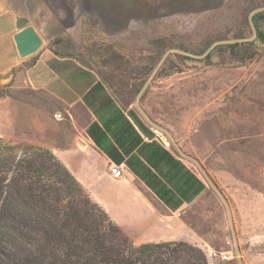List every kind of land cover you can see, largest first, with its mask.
Returning a JSON list of instances; mask_svg holds the SVG:
<instances>
[{
    "label": "rangeland",
    "instance_id": "rangeland-1",
    "mask_svg": "<svg viewBox=\"0 0 264 264\" xmlns=\"http://www.w3.org/2000/svg\"><path fill=\"white\" fill-rule=\"evenodd\" d=\"M92 1L40 7L61 11L32 23L44 38L40 51L75 58L126 104L156 91L150 124L179 144L211 189L184 214L209 237L212 249L200 248L208 263L264 264V40L248 44L258 39L253 17L264 0ZM22 80L16 71L14 85ZM17 91L0 84V97L17 101ZM2 142L35 147L14 135Z\"/></svg>",
    "mask_w": 264,
    "mask_h": 264
},
{
    "label": "crops",
    "instance_id": "crops-1",
    "mask_svg": "<svg viewBox=\"0 0 264 264\" xmlns=\"http://www.w3.org/2000/svg\"><path fill=\"white\" fill-rule=\"evenodd\" d=\"M51 1L57 0H0V84L21 95L17 101L0 97V137L19 136L53 152L136 245L185 242L212 249L209 237L184 215L212 197L207 181L171 137L166 135L170 146L160 136L148 139L129 114L136 111L153 127L156 91L126 104L75 58L48 49L19 58L17 19H58L60 10L40 8ZM16 71L23 74L17 86ZM113 165H122L121 178L111 175Z\"/></svg>",
    "mask_w": 264,
    "mask_h": 264
},
{
    "label": "trees",
    "instance_id": "trees-1",
    "mask_svg": "<svg viewBox=\"0 0 264 264\" xmlns=\"http://www.w3.org/2000/svg\"><path fill=\"white\" fill-rule=\"evenodd\" d=\"M258 19L264 13L253 17L258 39L250 46L264 40ZM0 264L209 263L200 248L185 242L136 245L53 152L2 142Z\"/></svg>",
    "mask_w": 264,
    "mask_h": 264
},
{
    "label": "water",
    "instance_id": "water-1",
    "mask_svg": "<svg viewBox=\"0 0 264 264\" xmlns=\"http://www.w3.org/2000/svg\"><path fill=\"white\" fill-rule=\"evenodd\" d=\"M18 31L13 35L15 49L20 59L24 60L38 53L44 45V38L39 30L24 18H18L16 22ZM130 116L141 129L145 137L153 139L156 134L148 124L136 113L130 110Z\"/></svg>",
    "mask_w": 264,
    "mask_h": 264
},
{
    "label": "built area",
    "instance_id": "built-area-1",
    "mask_svg": "<svg viewBox=\"0 0 264 264\" xmlns=\"http://www.w3.org/2000/svg\"><path fill=\"white\" fill-rule=\"evenodd\" d=\"M56 117L58 119H63V116L61 114H57ZM151 129L156 134V136H160V138L163 141L165 146H170V141L167 139V136H164V135L160 134L158 132V130H156V128L151 127ZM111 175L114 178H121L123 176L122 165H113L111 167ZM235 257L236 256L234 254L233 255H229V253H222L220 255L221 260H224V261L230 260V259L235 258ZM238 257H239V254H238Z\"/></svg>",
    "mask_w": 264,
    "mask_h": 264
}]
</instances>
